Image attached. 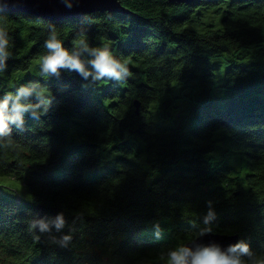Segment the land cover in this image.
<instances>
[{"label": "trees", "instance_id": "16d2710c", "mask_svg": "<svg viewBox=\"0 0 264 264\" xmlns=\"http://www.w3.org/2000/svg\"><path fill=\"white\" fill-rule=\"evenodd\" d=\"M120 3L59 19L0 11L12 53L0 97L29 81L51 91L45 115L24 114L3 137L0 177L31 200L0 194V264H166L209 208L212 231L250 244L245 259L264 254V0ZM52 25L69 47L81 32L109 44L132 75L25 76Z\"/></svg>", "mask_w": 264, "mask_h": 264}, {"label": "clouds", "instance_id": "9594fccd", "mask_svg": "<svg viewBox=\"0 0 264 264\" xmlns=\"http://www.w3.org/2000/svg\"><path fill=\"white\" fill-rule=\"evenodd\" d=\"M63 2L68 8L73 6V0H63ZM51 29L43 41L47 51L39 56L41 75L58 76L62 68L74 69L84 77L91 75L96 82L107 78L123 82L132 75L127 59L114 54L109 44L92 45L86 34L81 32L69 47L61 38L56 26L52 25ZM7 32V27L0 25V69L6 67L5 61L12 54L9 51L10 39ZM38 84L39 81L20 83L14 92L8 91L0 97V148H5L12 143L11 138L4 140L3 137L11 131V124L15 123L18 127L23 125L24 114L27 113L39 119L47 113L48 104L51 102V91L47 86L37 88ZM34 90L39 97L35 103L28 99ZM41 104L44 107H41ZM207 203L211 204V201ZM215 215V212L209 208L203 218L206 226L200 230V234L212 231L208 222ZM54 223L57 228L64 226L63 213L57 214ZM40 227L47 228L48 225L41 222ZM64 238L69 237L66 235ZM246 256L252 257L254 253L250 244L243 239L229 244L223 250L217 243L196 244L194 247L187 243H180L168 249L166 264H264V254L255 255V258L251 260L245 259Z\"/></svg>", "mask_w": 264, "mask_h": 264}, {"label": "water", "instance_id": "95a60500", "mask_svg": "<svg viewBox=\"0 0 264 264\" xmlns=\"http://www.w3.org/2000/svg\"><path fill=\"white\" fill-rule=\"evenodd\" d=\"M185 1L190 0H172ZM120 11V0H73V6L68 8L63 0H0V11L26 12L28 14L42 16L48 19H59L73 16L81 17L92 11ZM134 106L139 107V100H133ZM238 240L237 233H220L215 231L198 234L193 239L184 243L194 247L196 244L217 243L221 249H226L231 243Z\"/></svg>", "mask_w": 264, "mask_h": 264}, {"label": "rangeland", "instance_id": "374dc122", "mask_svg": "<svg viewBox=\"0 0 264 264\" xmlns=\"http://www.w3.org/2000/svg\"><path fill=\"white\" fill-rule=\"evenodd\" d=\"M36 63H39V57L34 60V62L29 67V69H27L26 71H23V74L25 76H38L40 74V72H39V68L37 67ZM204 95H205V93H204ZM32 97H37L35 94V90L33 91L32 95L29 96L28 98H32ZM194 119L195 118H193L191 114H188V116L186 117L187 128L189 126L190 121L192 122V121H194ZM166 124H168V123H165V125ZM134 136L137 137L136 135H134ZM66 139L68 142V145L66 148L71 146L72 142H78V134H77L75 124H72L69 127V131L67 132ZM135 147L144 148V144L142 142H140L139 140H137ZM217 152H219V150ZM238 155H239V151L231 152L229 154V160L231 161V163L237 162V160L239 158ZM95 169H98V167ZM52 172H54V171H52ZM17 182L18 181L11 180L8 177H0V194H3L6 198H12V197H16L17 193L19 192V193H21L22 198L24 200H31V197L25 193L24 189ZM12 187H14V188H12Z\"/></svg>", "mask_w": 264, "mask_h": 264}]
</instances>
